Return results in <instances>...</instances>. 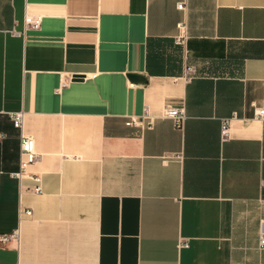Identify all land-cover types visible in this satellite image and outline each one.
I'll return each mask as SVG.
<instances>
[{"label":"crops","instance_id":"0c3cea01","mask_svg":"<svg viewBox=\"0 0 264 264\" xmlns=\"http://www.w3.org/2000/svg\"><path fill=\"white\" fill-rule=\"evenodd\" d=\"M257 108L264 0H0V264H264Z\"/></svg>","mask_w":264,"mask_h":264},{"label":"built area","instance_id":"2783aa9c","mask_svg":"<svg viewBox=\"0 0 264 264\" xmlns=\"http://www.w3.org/2000/svg\"><path fill=\"white\" fill-rule=\"evenodd\" d=\"M176 9L181 11L184 9V6L181 1L176 3ZM42 16L39 14H23L22 26L23 32L37 31L40 28ZM186 39L185 26L182 23L177 25V35L174 38V43L178 46H183ZM183 77L189 78L193 75L194 70L192 67H185L183 69ZM65 82L60 81V87L64 86ZM255 111V117L257 119H262L264 111L261 108H257ZM161 118L168 119L171 121L174 128L180 129L183 121L185 119L184 112L181 108H172V107H164L162 109ZM9 120L14 128L19 130V143H18V170L13 173L12 176L16 179H20L26 172L27 167L32 164L35 160V152L33 148V141L30 137L25 136L21 133V124L22 119L20 114L9 115ZM144 121L150 122L149 116L144 111L143 114L139 118H129L125 123L127 126L132 125L136 127H141ZM3 135L0 134V141L2 140ZM219 138L220 141H224L228 138V120L222 119L220 122L219 128ZM35 183L38 182L37 178L32 179ZM261 185L264 186V181L261 182ZM33 192H38V186H34L32 188ZM21 213L18 212V216ZM25 215H29V212H24ZM18 240V232L17 230L12 231L8 234H0V247H4L8 242L17 241ZM181 245L186 246V242H181ZM258 245L262 247L264 245V223L261 224L259 236H258Z\"/></svg>","mask_w":264,"mask_h":264},{"label":"water","instance_id":"95a60500","mask_svg":"<svg viewBox=\"0 0 264 264\" xmlns=\"http://www.w3.org/2000/svg\"><path fill=\"white\" fill-rule=\"evenodd\" d=\"M78 78H80V77H74V79H78ZM127 79L129 81V83H131V84L139 83V81L134 76H127Z\"/></svg>","mask_w":264,"mask_h":264}]
</instances>
